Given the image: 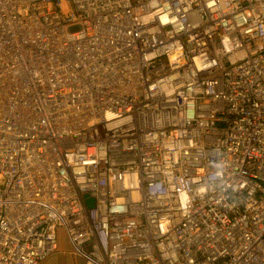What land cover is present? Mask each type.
<instances>
[{
	"label": "built area",
	"instance_id": "2783aa9c",
	"mask_svg": "<svg viewBox=\"0 0 264 264\" xmlns=\"http://www.w3.org/2000/svg\"><path fill=\"white\" fill-rule=\"evenodd\" d=\"M264 264V0H0V264Z\"/></svg>",
	"mask_w": 264,
	"mask_h": 264
},
{
	"label": "rangeland",
	"instance_id": "374dc122",
	"mask_svg": "<svg viewBox=\"0 0 264 264\" xmlns=\"http://www.w3.org/2000/svg\"><path fill=\"white\" fill-rule=\"evenodd\" d=\"M69 251H71L69 244L67 243L65 238L60 234V236H59V250L50 256L49 261L53 257H55V260H54V262H49V264H78L79 258L75 255H72ZM79 263L83 264V261L80 260Z\"/></svg>",
	"mask_w": 264,
	"mask_h": 264
},
{
	"label": "crops",
	"instance_id": "0c3cea01",
	"mask_svg": "<svg viewBox=\"0 0 264 264\" xmlns=\"http://www.w3.org/2000/svg\"><path fill=\"white\" fill-rule=\"evenodd\" d=\"M78 258H79V257H78ZM49 259H50V257H49L45 262H43L42 264H49V262H54L55 257H53L50 261H49ZM80 260H81V259L79 258V262H80ZM79 262H78V264H80Z\"/></svg>",
	"mask_w": 264,
	"mask_h": 264
}]
</instances>
